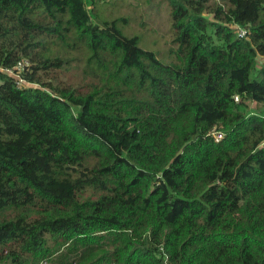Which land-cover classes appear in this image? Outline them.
I'll use <instances>...</instances> for the list:
<instances>
[{
	"label": "trees",
	"instance_id": "16d2710c",
	"mask_svg": "<svg viewBox=\"0 0 264 264\" xmlns=\"http://www.w3.org/2000/svg\"><path fill=\"white\" fill-rule=\"evenodd\" d=\"M165 1L0 0V264H264V0Z\"/></svg>",
	"mask_w": 264,
	"mask_h": 264
},
{
	"label": "rangeland",
	"instance_id": "374dc122",
	"mask_svg": "<svg viewBox=\"0 0 264 264\" xmlns=\"http://www.w3.org/2000/svg\"><path fill=\"white\" fill-rule=\"evenodd\" d=\"M168 6L169 4L165 0H155L153 5L147 7V22L152 24L153 27H156L161 34H166L169 29L171 10L168 8ZM149 47L153 49L157 47V44L149 45L148 43V48ZM250 106L251 109L256 112H261L260 110H264L262 105L251 103ZM14 215L15 213L12 211L1 212L0 222L13 217Z\"/></svg>",
	"mask_w": 264,
	"mask_h": 264
},
{
	"label": "built area",
	"instance_id": "2783aa9c",
	"mask_svg": "<svg viewBox=\"0 0 264 264\" xmlns=\"http://www.w3.org/2000/svg\"><path fill=\"white\" fill-rule=\"evenodd\" d=\"M236 29H237V33H238V36L240 38H246L248 36V29L247 28H244V27H241V26H236ZM23 69V65H20L19 68L17 70H22ZM236 101H239V97H236L235 98ZM220 138H217L216 141L219 142Z\"/></svg>",
	"mask_w": 264,
	"mask_h": 264
}]
</instances>
